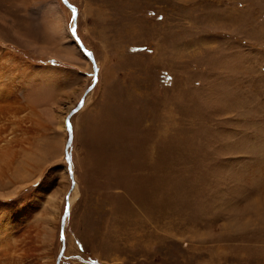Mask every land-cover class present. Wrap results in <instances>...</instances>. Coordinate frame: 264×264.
Segmentation results:
<instances>
[{
    "label": "rangeland",
    "instance_id": "rangeland-1",
    "mask_svg": "<svg viewBox=\"0 0 264 264\" xmlns=\"http://www.w3.org/2000/svg\"><path fill=\"white\" fill-rule=\"evenodd\" d=\"M59 1L97 76L24 53L71 79L35 143L36 176L66 169L53 263L264 264V0Z\"/></svg>",
    "mask_w": 264,
    "mask_h": 264
},
{
    "label": "bare ground",
    "instance_id": "bare-ground-1",
    "mask_svg": "<svg viewBox=\"0 0 264 264\" xmlns=\"http://www.w3.org/2000/svg\"><path fill=\"white\" fill-rule=\"evenodd\" d=\"M73 36L59 0H0V264H54L57 217L43 206L48 187L61 180L55 174L64 168L42 177L35 143L49 147L54 122L63 130L64 118L51 105L70 90L63 80L71 79L65 70L34 63L24 53L74 62L84 51L89 58Z\"/></svg>",
    "mask_w": 264,
    "mask_h": 264
},
{
    "label": "water",
    "instance_id": "water-1",
    "mask_svg": "<svg viewBox=\"0 0 264 264\" xmlns=\"http://www.w3.org/2000/svg\"><path fill=\"white\" fill-rule=\"evenodd\" d=\"M73 32L75 33V31H73ZM80 44L83 46L82 43H80ZM83 47H84V46H83ZM89 57L91 58L92 63H93V66H94V68H95V77H96V76H97V67H96L95 60H94V58H93V56L91 55L90 52H89ZM82 104H83V101L81 102V104L79 105V107H78L76 110H78L79 108H81ZM76 110H74L73 112H71V113L69 114L68 118H67V131L69 132V140H68V143H67V161L69 162V164H71V162H72V160H71V156L69 155V148H70V145L72 144V141H73V130H72V127H71V124H70V118H71L72 114L75 113ZM71 172H72V170H71ZM71 175H72V174H71ZM72 178H73V175H72ZM72 185H73V187L75 186V181H74V180H73V182H72ZM69 209H70V206H69V204H68V206H67V210H66L67 213L69 212ZM66 215H67V214H66ZM64 227H65V218H64V220H63V224H62V230H63ZM62 240H64L63 231H62ZM63 253H64V251L61 252V254H60L59 258H58V262H57V264H59V262H60V260H61V257H62V255H63Z\"/></svg>",
    "mask_w": 264,
    "mask_h": 264
}]
</instances>
